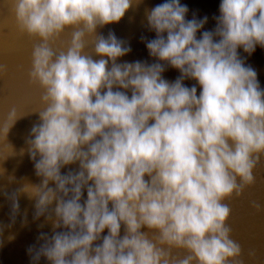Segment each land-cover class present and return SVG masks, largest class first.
<instances>
[{
  "label": "clouds",
  "instance_id": "obj_1",
  "mask_svg": "<svg viewBox=\"0 0 264 264\" xmlns=\"http://www.w3.org/2000/svg\"><path fill=\"white\" fill-rule=\"evenodd\" d=\"M9 2L17 30L33 41L28 76L41 96L23 115L10 108L0 125L9 155L0 161L27 152L41 179L3 193L11 223L0 224V236L26 194L33 220L51 224L28 246L30 264H257L229 220L231 201L264 167V87L238 51L264 48V0H221L213 29L207 15L188 19L181 0L145 7L155 36L140 40L151 63L121 61L130 43L99 31L144 0ZM169 68L175 80L164 77ZM7 73L0 62V79ZM33 114L17 153L8 134ZM250 207L264 213V202Z\"/></svg>",
  "mask_w": 264,
  "mask_h": 264
},
{
  "label": "water",
  "instance_id": "obj_2",
  "mask_svg": "<svg viewBox=\"0 0 264 264\" xmlns=\"http://www.w3.org/2000/svg\"><path fill=\"white\" fill-rule=\"evenodd\" d=\"M161 2L162 0H144V4L138 11H130L119 23L106 25L99 30L107 35L108 30L112 29L118 37L130 43L132 52L121 58V61L147 60L150 63L153 62L145 44L140 40L141 35L149 39L155 36L154 32H149L145 27L143 11L145 7L150 8ZM220 2L221 0H181L182 4L189 7L188 19H191L192 12H196L198 17L204 15L209 17L206 29L215 27L212 17L219 15ZM68 40H70V32H66L61 37L62 42L66 43ZM32 43L33 41L17 30L9 0H0V62L8 65L7 75L0 79V125L7 119L12 106L17 108L18 115L40 107L41 89L38 85L32 84L28 76L31 68ZM57 46H60L59 42ZM88 50H91V45ZM238 51L242 57L246 58V63L257 71L261 87H264V48L257 46L250 56L244 53L243 49ZM178 75L179 72L172 68L164 73V77L169 81L175 80ZM185 83L191 86L195 81H185ZM37 120L38 116L35 114L23 117L17 120L9 132L7 142L13 145L17 153L21 148H27L26 138L32 124ZM7 155H9L8 146L0 143V159ZM0 167L6 169V174L0 176V224L7 225L11 223V202L3 193L11 194L25 183L38 184L41 178L35 175L34 163L27 152L23 157L16 155L0 161ZM62 171H67V169ZM9 175H13L15 181L10 183L7 179ZM252 200L264 202V167L256 173V184L241 198L231 201L232 215L229 220L233 229V238L243 245L245 251L255 249L257 264H264V213L254 212L250 207ZM34 204L35 201L30 200L26 194L19 196L20 209L16 215L15 224L11 229L6 228L0 236V264H30L27 254L28 246L36 243V237L41 231L51 232V224L45 223L44 217L33 220ZM25 213L27 214L26 225L23 223ZM40 225L44 226L41 228ZM9 235H14L15 239L9 241ZM41 264H47V261L42 259Z\"/></svg>",
  "mask_w": 264,
  "mask_h": 264
}]
</instances>
